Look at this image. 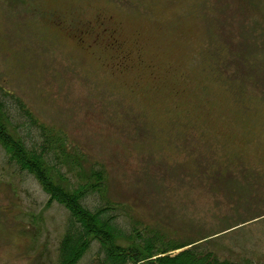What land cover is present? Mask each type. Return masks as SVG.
I'll return each instance as SVG.
<instances>
[{
    "label": "rangeland",
    "instance_id": "obj_1",
    "mask_svg": "<svg viewBox=\"0 0 264 264\" xmlns=\"http://www.w3.org/2000/svg\"><path fill=\"white\" fill-rule=\"evenodd\" d=\"M0 99L29 149L62 136L63 188L104 171L88 208L264 264V0H0ZM69 219L0 145V264H56Z\"/></svg>",
    "mask_w": 264,
    "mask_h": 264
},
{
    "label": "trees",
    "instance_id": "obj_2",
    "mask_svg": "<svg viewBox=\"0 0 264 264\" xmlns=\"http://www.w3.org/2000/svg\"><path fill=\"white\" fill-rule=\"evenodd\" d=\"M6 107L0 99V144L16 165L33 173L50 199L62 204L70 214L56 264H77L88 251L92 240H97L103 251L97 264H239L219 259L211 251H203L199 243L194 244L197 241L171 244L169 241L161 242L159 238L144 236L135 227L127 232L116 223L113 212L115 208L110 204L100 205L95 209L85 206L84 198L94 189H100L104 181L103 171L91 170L88 180L83 184L75 188H63L60 181L65 178L47 152L49 141L54 138L53 134L55 138L62 136L45 133L46 143L42 144L41 151L29 149L19 133L11 131ZM188 245L191 246L176 254H167Z\"/></svg>",
    "mask_w": 264,
    "mask_h": 264
}]
</instances>
